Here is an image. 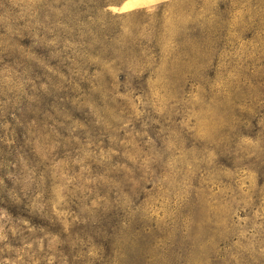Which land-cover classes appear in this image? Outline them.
<instances>
[{
  "label": "rangeland",
  "instance_id": "374dc122",
  "mask_svg": "<svg viewBox=\"0 0 264 264\" xmlns=\"http://www.w3.org/2000/svg\"><path fill=\"white\" fill-rule=\"evenodd\" d=\"M124 1L0 0V264H264V0Z\"/></svg>",
  "mask_w": 264,
  "mask_h": 264
},
{
  "label": "crops",
  "instance_id": "0c3cea01",
  "mask_svg": "<svg viewBox=\"0 0 264 264\" xmlns=\"http://www.w3.org/2000/svg\"><path fill=\"white\" fill-rule=\"evenodd\" d=\"M147 1L148 0H125L120 8L123 10V11H130L132 9H135L137 7H141V6H144L147 4Z\"/></svg>",
  "mask_w": 264,
  "mask_h": 264
},
{
  "label": "trees",
  "instance_id": "16d2710c",
  "mask_svg": "<svg viewBox=\"0 0 264 264\" xmlns=\"http://www.w3.org/2000/svg\"><path fill=\"white\" fill-rule=\"evenodd\" d=\"M166 5H160L159 7L156 8V11L152 14H150L149 16H151V18H154L157 22L158 25L161 24V21L163 20V13L165 11ZM142 12H146V11H142ZM188 39L191 41L195 36L191 34V32L187 35Z\"/></svg>",
  "mask_w": 264,
  "mask_h": 264
}]
</instances>
